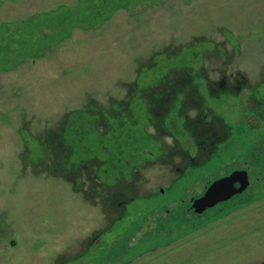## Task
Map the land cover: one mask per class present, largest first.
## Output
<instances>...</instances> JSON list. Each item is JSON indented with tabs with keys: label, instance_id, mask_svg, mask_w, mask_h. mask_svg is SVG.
<instances>
[{
	"label": "rangeland",
	"instance_id": "rangeland-1",
	"mask_svg": "<svg viewBox=\"0 0 264 264\" xmlns=\"http://www.w3.org/2000/svg\"><path fill=\"white\" fill-rule=\"evenodd\" d=\"M260 149L264 0H0V264H264Z\"/></svg>",
	"mask_w": 264,
	"mask_h": 264
},
{
	"label": "flooded vegetation",
	"instance_id": "flooded-vegetation-1",
	"mask_svg": "<svg viewBox=\"0 0 264 264\" xmlns=\"http://www.w3.org/2000/svg\"><path fill=\"white\" fill-rule=\"evenodd\" d=\"M193 91V90H192ZM196 96V95H195ZM201 101V104H202V106H203V100L201 99L200 100ZM173 103H175V104H178L179 105V107L180 106H182V104L183 103H178V102H173ZM180 112L181 113H183V115L182 114H180L179 113V111H177L178 113H177V118H178V120H180L181 118H182V116H183V121H181L180 120V123L183 125V126H186V129H190V132H192V133H194V132H196V131H198L200 128H197V125H199L198 123H201L202 121H200L199 120V122H196V120H192V121H188L189 119H188V116H187V109H186V107L184 108V107H180ZM182 115V116H181ZM164 116H166V113L165 114H162V118H161V120H159V121H161V123H162V126H161V129H159V132L161 133V131H163L164 129L163 128H165V129H167V126H166V119H165V117ZM181 117V118H180ZM205 117V116H204ZM150 121H151V119H149ZM154 121V120H153ZM189 122V123H188ZM161 123H160V125H161ZM203 123V122H202ZM191 125L190 127H187L188 125ZM242 130V129H241ZM240 130V131H241ZM221 134H223V131L221 132ZM222 139H216L215 140V142H214V144H212L211 146H212V149H210L211 148V146L209 147V146H207L206 147V145L207 144H205V143H202V147H204V150H206L205 151V153L204 154H206V155H208V157H209V155H210V153H212V151L214 150V151H216L215 150V148L217 147V145H218V143L221 141ZM261 150H263V149H260V151ZM213 151V152H214ZM264 151V150H263ZM242 153H245V151H243ZM206 155H203V156H206ZM241 155H243V154H241ZM202 155L200 156V157H203ZM203 163V162H202ZM198 164H200V162L198 163V162H195L193 165H198ZM200 166H202V165H200ZM191 167H196V168H199L198 166H191ZM204 168V166H202L201 167V169H203ZM241 170H247L248 171V175H249V179H250V184H249V186L244 190V191H242V192H240V193H236V194H234L230 199H228V200H225V201H222V202H219V203H217L215 206H213V207H211V208H208V209H206V210H204L202 213H199L197 210H196V208L194 207V202H195V200L196 199H198L199 197H201L202 195H204V193L207 191V189L210 187V185L214 182V181H216V180H219V179H221V178H223V177H227V176H229V175H231L233 172H235V171H241ZM251 170H250V166L249 165H247L246 164V162H245V160L244 161H242V162H239V163H232L231 165H226V164H222L221 166H217L216 167V170H214L211 174H210V176L208 177H206L207 179H206V183L203 185V191H202V193L201 194H197V195H193V196H191V198H189L190 199V202L189 203H186L185 204V212H190L191 214H194V215H202V214H205V213H207L208 211H210V209L211 210H213L214 208H216V207H218V206H220L221 204H224V203H227V202H230V201H232V200H235L236 198H241V196L244 194V193H246L247 192V190L249 189V187H250V185H251ZM235 186L236 187H240V182H236L235 183ZM182 200H184V198H182Z\"/></svg>",
	"mask_w": 264,
	"mask_h": 264
},
{
	"label": "water",
	"instance_id": "water-1",
	"mask_svg": "<svg viewBox=\"0 0 264 264\" xmlns=\"http://www.w3.org/2000/svg\"><path fill=\"white\" fill-rule=\"evenodd\" d=\"M236 182H240V187L235 186ZM249 184L247 170L235 171L227 177L214 181L204 195L195 200L194 207L202 213L217 203L230 199L234 194L244 191Z\"/></svg>",
	"mask_w": 264,
	"mask_h": 264
}]
</instances>
